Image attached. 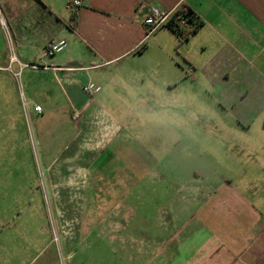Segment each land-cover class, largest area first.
<instances>
[{
  "label": "crops",
  "instance_id": "1",
  "mask_svg": "<svg viewBox=\"0 0 264 264\" xmlns=\"http://www.w3.org/2000/svg\"><path fill=\"white\" fill-rule=\"evenodd\" d=\"M67 1L0 0L6 25L0 19V73L9 74L15 92L27 91L30 104L24 100L39 123L53 119L55 126L67 127L58 128L55 145L47 146L59 151L60 161L48 168L55 184L57 176L62 179L57 164L106 151L120 140L113 109L121 102L120 87H131L123 78L136 82L143 76L140 67L158 43L169 52L163 37L149 42L162 30L176 36L167 27L147 35L150 8L184 7L202 22L183 40L189 84L210 95L211 107L221 113L216 125L236 143L235 157L247 164L229 183L220 182L224 192L218 197L208 195L211 186L190 188L194 199L183 197L178 204L185 215L180 231L169 232L164 244L133 252L149 256L120 264H264V214L258 210L262 199L257 200L264 197V0H81L74 20ZM62 40L64 52L43 58L47 46ZM94 71L102 74L103 88L94 83L101 91L89 97L82 88L93 83ZM45 253L56 259L53 247Z\"/></svg>",
  "mask_w": 264,
  "mask_h": 264
},
{
  "label": "rangeland",
  "instance_id": "2",
  "mask_svg": "<svg viewBox=\"0 0 264 264\" xmlns=\"http://www.w3.org/2000/svg\"><path fill=\"white\" fill-rule=\"evenodd\" d=\"M154 37H163L169 52L158 43L140 67L143 76L123 78L132 88L120 87L113 109L122 128L115 149L57 164L56 184L48 168L59 151L47 146L67 127L39 123L30 108L27 117V91L15 92L9 74L0 73V264H120L146 256L133 252L180 231L185 215L178 204L194 199L190 188L211 186L208 195L218 197L220 182L245 169L236 143L216 125L221 113L210 95L189 84L183 40L166 30L149 42ZM94 73L91 82L102 86V74ZM51 247L56 259L44 258Z\"/></svg>",
  "mask_w": 264,
  "mask_h": 264
},
{
  "label": "built area",
  "instance_id": "3",
  "mask_svg": "<svg viewBox=\"0 0 264 264\" xmlns=\"http://www.w3.org/2000/svg\"><path fill=\"white\" fill-rule=\"evenodd\" d=\"M82 7V1L81 0H68L67 1V8L71 12L73 17H76L79 14L80 8ZM179 10V9H178ZM173 11V12H166L162 11L156 7H151L149 10V13L146 15L144 19V25L149 29L147 32V35L152 34L155 32L157 29L164 27L168 24L169 20L171 17L178 11ZM0 19L2 22L3 27L5 28L6 25L2 19V11L0 8ZM182 23L186 22L185 18H182L181 20ZM67 48V42L65 40L50 44L49 46L46 47L43 53V58H50L54 57L56 55L61 54L64 52V50ZM33 69H38L39 67L36 65H31ZM19 75V74H18ZM83 92L87 94L89 97H93L94 95L100 93L101 87L94 84V83H88L83 86L82 88ZM24 108H25V113L26 116L28 117L29 114L28 112V104L24 102ZM34 111L37 113L42 112V107L39 105L34 106Z\"/></svg>",
  "mask_w": 264,
  "mask_h": 264
},
{
  "label": "trees",
  "instance_id": "4",
  "mask_svg": "<svg viewBox=\"0 0 264 264\" xmlns=\"http://www.w3.org/2000/svg\"><path fill=\"white\" fill-rule=\"evenodd\" d=\"M182 18L186 19L185 23L181 22ZM201 26L202 22L196 18L193 11L186 10L182 7L171 17L168 24L164 27L170 29L180 40H187L195 34Z\"/></svg>",
  "mask_w": 264,
  "mask_h": 264
}]
</instances>
